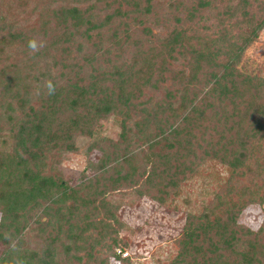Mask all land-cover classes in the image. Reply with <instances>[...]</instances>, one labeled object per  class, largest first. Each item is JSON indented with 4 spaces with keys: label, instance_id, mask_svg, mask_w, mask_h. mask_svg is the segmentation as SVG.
<instances>
[{
    "label": "trees",
    "instance_id": "trees-1",
    "mask_svg": "<svg viewBox=\"0 0 264 264\" xmlns=\"http://www.w3.org/2000/svg\"><path fill=\"white\" fill-rule=\"evenodd\" d=\"M263 32L264 0H0V264H139L126 196L185 206L169 264H264Z\"/></svg>",
    "mask_w": 264,
    "mask_h": 264
},
{
    "label": "rangeland",
    "instance_id": "rangeland-1",
    "mask_svg": "<svg viewBox=\"0 0 264 264\" xmlns=\"http://www.w3.org/2000/svg\"><path fill=\"white\" fill-rule=\"evenodd\" d=\"M241 68L249 72L261 70L264 74V32L246 52ZM104 131L108 138L116 140L120 133L118 120L112 118L105 123ZM86 143V140H79L81 151L63 158L60 170L65 176L77 178L85 169L87 161L93 163L99 161V152L93 153L89 158L86 157ZM250 167L259 173L260 166L257 167L255 161H251ZM117 198L122 200L119 194ZM122 203L121 217L128 224L132 233L131 231L122 233L121 237L130 243V248L117 250V254L119 251L127 252L129 257L139 264H169L176 253L173 241L180 235L184 227L187 211L185 206L180 205L177 211L170 212L148 199L138 200L127 196L122 200ZM263 220L264 207L263 209L250 208L243 213L240 222L258 230L262 227ZM27 240L32 247L37 246L40 242L34 229L27 235ZM1 253L0 246V255ZM120 255L122 257V254Z\"/></svg>",
    "mask_w": 264,
    "mask_h": 264
},
{
    "label": "built area",
    "instance_id": "built-area-1",
    "mask_svg": "<svg viewBox=\"0 0 264 264\" xmlns=\"http://www.w3.org/2000/svg\"><path fill=\"white\" fill-rule=\"evenodd\" d=\"M119 254H122V257H123V258H127V257H129V254H128L127 252L119 251Z\"/></svg>",
    "mask_w": 264,
    "mask_h": 264
},
{
    "label": "clouds",
    "instance_id": "clouds-1",
    "mask_svg": "<svg viewBox=\"0 0 264 264\" xmlns=\"http://www.w3.org/2000/svg\"><path fill=\"white\" fill-rule=\"evenodd\" d=\"M29 47L32 48L33 50H35L36 45H35L34 43H30V44H29Z\"/></svg>",
    "mask_w": 264,
    "mask_h": 264
}]
</instances>
